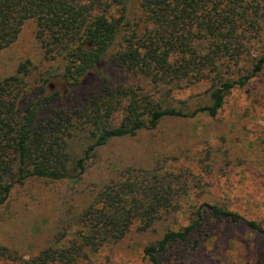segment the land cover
Returning a JSON list of instances; mask_svg holds the SVG:
<instances>
[{"label": "rangeland", "instance_id": "obj_1", "mask_svg": "<svg viewBox=\"0 0 264 264\" xmlns=\"http://www.w3.org/2000/svg\"><path fill=\"white\" fill-rule=\"evenodd\" d=\"M140 3L126 2L129 27L144 26ZM40 41L30 20L16 43L0 51V81L15 75L20 63L31 62L30 73L21 77L22 102L36 96L46 78L61 92L51 106L78 119L105 86L156 91L147 78L115 59V48L70 88L61 78L62 56L46 57ZM263 47L264 36L248 47L240 65L227 69V77L245 75ZM212 84L211 79L186 82L161 89L156 98L191 111L211 102ZM229 92L216 117L166 118L157 129L111 140L77 179L39 178L16 185L0 208V264H148L144 248L165 231L187 226L193 211L207 209L208 203L264 226V68ZM87 145L86 131H74L72 156L78 158ZM154 198L163 199L161 209L152 216L154 225L140 230V217ZM122 200L128 201L123 217L129 215L132 225L121 237L112 228L105 232V222ZM163 264H264V237L242 223L207 217L206 228L191 242L174 245Z\"/></svg>", "mask_w": 264, "mask_h": 264}, {"label": "trees", "instance_id": "obj_2", "mask_svg": "<svg viewBox=\"0 0 264 264\" xmlns=\"http://www.w3.org/2000/svg\"><path fill=\"white\" fill-rule=\"evenodd\" d=\"M126 2L0 0V51L14 45L25 23L34 20L46 57L62 56L61 78L68 87L77 86L115 48V59L147 78L156 90L105 86L78 119L51 106L61 92L52 89L50 78L42 80L36 96L22 102L21 77L30 73L31 62L20 63L15 75L0 81V208L16 185L30 179L79 178L90 157L113 139L157 129L166 118H192L201 113L216 117L229 91L246 86L264 68L263 50L245 75L235 79L226 73L240 65L248 47L264 36V0H141L143 27H129ZM204 79L213 83L207 105L185 111L156 98L161 89L174 90ZM77 129L86 131L88 145L74 158L70 141ZM162 201L154 198L148 202L140 217V230L154 225L152 216L160 211ZM127 202L115 203V213L106 215L105 232L112 228L121 237L127 233L132 225L129 215L123 217ZM206 206L193 211L187 226L169 229L146 246L147 263L163 264L174 245L191 242L196 232L206 228L207 217L242 223L264 237L261 223L217 204Z\"/></svg>", "mask_w": 264, "mask_h": 264}]
</instances>
